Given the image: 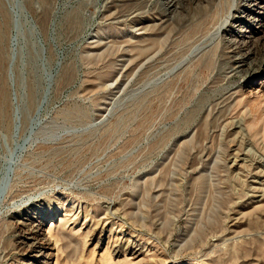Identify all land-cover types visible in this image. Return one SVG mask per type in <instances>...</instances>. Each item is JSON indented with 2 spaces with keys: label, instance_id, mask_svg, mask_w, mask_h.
Returning a JSON list of instances; mask_svg holds the SVG:
<instances>
[{
  "label": "rangeland",
  "instance_id": "1",
  "mask_svg": "<svg viewBox=\"0 0 264 264\" xmlns=\"http://www.w3.org/2000/svg\"><path fill=\"white\" fill-rule=\"evenodd\" d=\"M0 10V264H264V0Z\"/></svg>",
  "mask_w": 264,
  "mask_h": 264
},
{
  "label": "bare ground",
  "instance_id": "2",
  "mask_svg": "<svg viewBox=\"0 0 264 264\" xmlns=\"http://www.w3.org/2000/svg\"><path fill=\"white\" fill-rule=\"evenodd\" d=\"M0 14H2L1 10H0ZM6 98H7L6 91L3 89V91L0 93V99H1L0 105H1V108H2L0 117L3 118V119H4V117L7 116L6 114L4 115V113L6 112V108H7V100H6ZM13 187H14V179L11 176L9 177V175H8L7 178L5 179V182H4V185H3L2 189L0 190V200H2V198H4L5 196H7V194H9L13 190Z\"/></svg>",
  "mask_w": 264,
  "mask_h": 264
}]
</instances>
